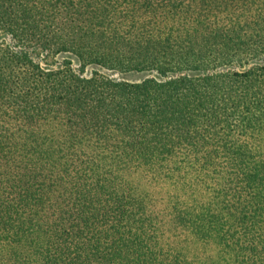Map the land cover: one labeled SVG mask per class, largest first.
Masks as SVG:
<instances>
[{"label": "trees", "instance_id": "trees-1", "mask_svg": "<svg viewBox=\"0 0 264 264\" xmlns=\"http://www.w3.org/2000/svg\"><path fill=\"white\" fill-rule=\"evenodd\" d=\"M0 264H264V0H0Z\"/></svg>", "mask_w": 264, "mask_h": 264}, {"label": "rangeland", "instance_id": "rangeland-1", "mask_svg": "<svg viewBox=\"0 0 264 264\" xmlns=\"http://www.w3.org/2000/svg\"><path fill=\"white\" fill-rule=\"evenodd\" d=\"M4 37V36H3ZM2 37V38H3ZM64 58H68V59H72L75 63L76 66H79V61L78 59L72 55V54H62L61 56H58V60H62ZM95 68H98L96 67L95 65H89L87 66L86 68V71L88 73H91L93 69ZM154 74H157L155 71H149V72H129V73H126V74H118V73H115V76L117 77H120V78H126L128 80H132V81H136V80H139V79H143L147 76H151V75H154Z\"/></svg>", "mask_w": 264, "mask_h": 264}]
</instances>
